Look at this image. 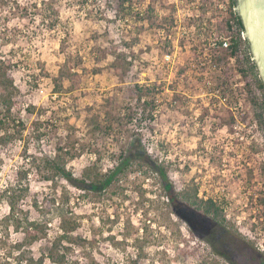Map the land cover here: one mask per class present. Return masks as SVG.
I'll list each match as a JSON object with an SVG mask.
<instances>
[{"label": "rangeland", "instance_id": "1", "mask_svg": "<svg viewBox=\"0 0 264 264\" xmlns=\"http://www.w3.org/2000/svg\"><path fill=\"white\" fill-rule=\"evenodd\" d=\"M228 4L134 0L116 17L113 0H0V61L18 106L12 114L29 131L32 121L44 122L29 153L70 149L67 167L78 178L90 166L106 176L120 155L136 156L99 191L32 175L19 214L47 233L30 246L33 256L48 253L67 222L74 241L58 245L72 244L66 264H264L251 239L264 238V98L240 73L245 46L216 60L217 42L230 35ZM120 55L133 62L124 75L112 64ZM68 71L78 74L73 83L60 78ZM21 146L0 148V186L21 164ZM140 156L166 172L177 195L213 200L221 225L174 213ZM7 211L1 204L0 219ZM12 224L0 235L22 240L25 224ZM209 229L228 236L226 248L206 242Z\"/></svg>", "mask_w": 264, "mask_h": 264}, {"label": "trees", "instance_id": "2", "mask_svg": "<svg viewBox=\"0 0 264 264\" xmlns=\"http://www.w3.org/2000/svg\"><path fill=\"white\" fill-rule=\"evenodd\" d=\"M113 1L115 3V16L119 17L121 14H124L125 4L131 5L134 0ZM235 5V0H229L228 16L224 20L226 30L230 32L228 36L229 44L227 47H223V38L217 42V46L221 48V51L216 56V60L221 62L228 57H236L237 54L243 51L242 47L245 46L246 53L242 60L245 68L240 73L244 76L247 74L252 76V81L264 98V82L258 73L255 62L251 59L248 40H243L241 37L244 27L234 9ZM136 14L139 15L140 13L138 12ZM112 64L114 68L118 69L124 75L130 70L133 62L128 61L123 55H120V57H116ZM6 71L4 63L0 61V88L2 91L0 93V148L6 150L10 144H16L17 142L21 143L22 146L20 151L21 164L17 166L11 180L5 185L0 186V205L4 204L8 209L7 216L0 219V228L5 226L4 228L8 229L6 228L8 226L5 225L7 222H13L12 225L16 229H18L20 224H25L23 227V234L25 236L20 241H13L9 238L8 231L4 232L5 235H0V264H45L46 258L50 264H66L68 261L67 253L71 251L70 245L72 244H61V250L58 249V245H60L63 239L66 241L65 243L74 241L72 237H69V234L73 231V227L68 226L69 223L67 222L61 226V234L50 244L48 253L35 257L29 250L33 243L40 239H45L47 236V233L43 230L45 224L38 223L35 220L30 222L26 218H22L19 214L21 212V202L26 197L29 189L30 177L32 175H38L42 180L47 181L53 180L54 177H59L76 188L86 191H99L108 187L116 176L125 174L136 156L132 154L120 155L118 162H116L111 172L106 176L99 175L98 172H95V168L90 166L78 178L67 167V161L74 160L75 158V153L71 152L70 149L56 147L52 156L42 152H40L42 154L41 157L30 154L29 144L31 141L36 140L37 144L41 142V137L44 134L40 132V129L44 125V122L42 120L32 121L30 124L31 130L29 131L24 120L18 115L15 116L12 114L14 108L18 106H14L17 104L12 99L13 93L12 91H8L10 87L14 90L15 86L12 78L8 76ZM64 77L73 83L75 78L78 77V74L68 71L67 74L60 75V78ZM53 86V92L57 93L59 88L57 81L54 82ZM138 98H141L140 94H138ZM262 106L264 107V103ZM28 110L31 111L30 108ZM257 116L259 117V115ZM95 128H98V125H95ZM65 156L67 158L64 159ZM138 159L140 161L142 159L147 166H150L152 170L157 172L165 199L174 213L179 215L181 211H184L191 215L195 214L196 216H200L213 224L221 225L224 218L220 207L213 200H199L196 191L177 195L167 179L166 172L160 166H155L152 161L144 156H140ZM3 166L0 158V174L2 173ZM175 208H178V212L175 211ZM219 235L222 240L228 238L225 233L220 232ZM205 240L208 244L215 247L216 240H214L213 236L207 239L205 238ZM71 264H78V261H72Z\"/></svg>", "mask_w": 264, "mask_h": 264}, {"label": "water", "instance_id": "3", "mask_svg": "<svg viewBox=\"0 0 264 264\" xmlns=\"http://www.w3.org/2000/svg\"><path fill=\"white\" fill-rule=\"evenodd\" d=\"M235 11L242 21L243 38L264 82V0H235Z\"/></svg>", "mask_w": 264, "mask_h": 264}, {"label": "built area", "instance_id": "4", "mask_svg": "<svg viewBox=\"0 0 264 264\" xmlns=\"http://www.w3.org/2000/svg\"><path fill=\"white\" fill-rule=\"evenodd\" d=\"M242 35V33H241ZM229 44L228 38H223V47H227ZM216 45V43H214ZM217 49H221L219 46L216 47ZM254 248L257 252L263 253L264 252V238H256L255 236L251 237Z\"/></svg>", "mask_w": 264, "mask_h": 264}, {"label": "flooded vegetation", "instance_id": "5", "mask_svg": "<svg viewBox=\"0 0 264 264\" xmlns=\"http://www.w3.org/2000/svg\"><path fill=\"white\" fill-rule=\"evenodd\" d=\"M244 32V31H243ZM246 39V38H245ZM251 55V54H250ZM251 59L253 60V58H252V56H251ZM254 61V60H253ZM175 211L176 212H178V208H175ZM213 229H209L208 230V236L206 237V239L208 238V237H212L213 236V238H214V240H216V243H215V249H216V247L217 248H226V244L222 241V239L220 238V235L218 234V233H215V230H213Z\"/></svg>", "mask_w": 264, "mask_h": 264}]
</instances>
